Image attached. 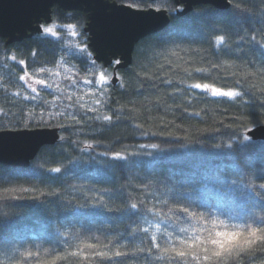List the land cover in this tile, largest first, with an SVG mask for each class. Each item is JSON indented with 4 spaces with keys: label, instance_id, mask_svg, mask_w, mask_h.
I'll return each mask as SVG.
<instances>
[{
    "label": "snow or ice",
    "instance_id": "snow-or-ice-1",
    "mask_svg": "<svg viewBox=\"0 0 264 264\" xmlns=\"http://www.w3.org/2000/svg\"><path fill=\"white\" fill-rule=\"evenodd\" d=\"M144 2L146 0L126 3L124 7L133 13L163 11L175 14V18L186 26V30L177 33L184 39L195 41L197 38L207 39L209 35L212 36L209 41L210 49L203 50L209 53L207 57L199 55V48L183 49L176 44L171 50V55L176 57L178 62L166 57V63L159 64V69L163 70L161 74H144V79L152 80L154 88L158 86L155 81L171 86L173 91L170 96L174 100L182 98L189 105L192 99L197 98L195 90H201L211 97L228 98L230 102L244 109L242 116L233 117L239 121V130L234 131L227 141L216 143L214 148L219 151L212 155L237 159L239 152L249 162L245 167H233L236 178L226 177L220 181L226 186V191L219 193L217 204L212 206L197 200L191 193L179 190L166 193L168 199L157 200L153 194L155 202L133 199L129 195V202L122 208L110 207L103 195L95 198L91 204L73 206L69 203L65 206V210L75 217L77 222L80 216H101L105 212H120L122 218L126 216L135 225L128 227L126 235L101 237L88 234L81 224L79 230L68 227L63 230L56 229L49 235L47 247L38 244L26 246L23 242L7 238L9 218L7 214H0V264H124V261L118 258L130 260L132 264H242L245 257H254L257 252H264V138H257L258 130L264 132V86H257L252 82V79L257 77L264 82V0H260L259 5L251 6H242L244 0H223L217 5V11L205 9L192 17H187L182 6H176L183 5L186 0H175V5L167 4L166 0H151L147 8L141 6ZM82 27L77 23L52 22L47 26L40 25L37 31L58 41L65 39L60 36L63 31L68 39L67 49L70 54L90 64L91 73L93 69H98V66L88 51L87 38ZM180 51H193L199 58L185 59L179 55ZM249 54L258 55V61L245 60L244 57ZM31 55L35 62L36 52L32 51ZM233 56L236 59H232ZM121 57L124 59L123 64ZM4 60H11L21 67L22 74L18 76V80L30 90L23 93L16 90L12 92V96L24 101L40 100L47 105L48 110L41 109L39 113V122L43 123L45 116L50 121L66 118L72 123L59 126L70 128L83 123L80 113H83L84 120L100 121L107 125H113L122 119L124 106L110 107L111 98L107 94V88H87L84 95L77 94L81 85H93V80L86 77H80L78 80L79 72L67 66L63 57L56 62L55 67L44 65L34 68L31 72L28 70L27 61L17 59L14 54H6ZM107 62L109 65L127 68L129 60L124 53L113 52ZM44 74L47 78H42ZM219 74L230 79L232 86L225 88L217 86L214 82H190L197 77L210 80ZM136 75L141 76L140 73ZM112 76L106 69L99 70L97 85H110ZM62 81L68 83L62 86ZM116 81L119 87H124L123 77L118 73ZM37 86H44L59 94H53L51 100H43ZM0 87L7 91L2 75ZM140 87L143 88L144 85L141 84ZM85 96H89L90 100L86 101ZM176 109L189 115H199L198 112L189 113L182 103L177 104ZM3 113L4 109L0 108V114ZM25 116L22 121L25 127L37 119L34 110L27 111ZM220 123L223 127V121ZM173 125L174 121H164L162 127L171 128ZM134 127L140 135L165 136L164 131L151 132L145 130L142 124H135ZM9 130H12L9 125L0 124V132L6 133ZM204 131L208 129L205 128ZM167 136L174 140L188 139L187 136L173 137L171 132H168ZM96 146L97 143L85 142L80 150L86 152ZM180 147L186 145L181 144ZM148 149L158 150L159 153L171 151L161 148L159 143H151L140 144L137 150L132 152L122 149L105 151L98 155L111 161L139 163L141 161H132L130 157H153L154 153L147 151ZM70 162L74 168L77 167L75 161ZM112 166L109 165L110 168ZM2 167L0 165V168ZM62 173H65L62 167L49 168L39 165L32 169L30 174L40 178L45 174ZM54 179L59 180L60 176H55ZM104 195L111 199L113 193L105 191ZM60 196L58 189L45 191L36 186L0 188V197L6 200H40L41 197L59 199ZM157 204L163 207H157ZM84 207H90L93 211H77ZM129 238L139 240V243L130 248ZM261 264H264V261Z\"/></svg>",
    "mask_w": 264,
    "mask_h": 264
},
{
    "label": "trees",
    "instance_id": "trees-1",
    "mask_svg": "<svg viewBox=\"0 0 264 264\" xmlns=\"http://www.w3.org/2000/svg\"><path fill=\"white\" fill-rule=\"evenodd\" d=\"M119 3H139L140 0H117ZM151 0L142 3V7L147 8ZM169 5H175L174 0H166ZM260 0H244L242 6L259 5ZM177 6V5H176ZM215 12L218 8L202 4L196 6L187 17H192L202 10ZM53 22L58 24L77 23L82 25V31L88 21V14L83 11H65L58 6L53 8ZM170 24L162 31L151 34L137 43L132 63L125 69L118 70L119 76L123 77L124 87L97 85L99 70L106 69L112 71V67H105L103 63L96 61L98 69H93L90 73V64L73 56L67 49L68 39L61 31L60 36L63 41H58L53 37H45L35 34L22 41L7 44L6 39L0 37V75L4 76V83L7 91L0 87V108L4 113L0 114V124L9 125L10 129H25L36 127H59L60 140L53 145H46L41 148L36 158L27 168L10 166L0 163V188L12 186L32 187L36 186L45 191L58 189L61 193L59 199L56 197H41L40 200L21 199L6 200L0 197V214H7L10 222L8 239L23 242L26 246L38 244L49 246L48 237L56 229L63 230L68 227L73 230L81 229L88 234L97 236H109L122 234L126 235L129 226L134 227L133 221L126 216L122 218L120 212H105L101 216H80L79 222L68 211L65 206L91 204L95 198L103 195L104 200L113 208H122L128 203V196L133 199H145L153 201V194L156 199H168L166 193L179 190L191 193L197 200L205 202L207 205H216L219 200V193L226 191V186L220 181L226 177L236 178L232 171L235 165L245 167L249 161L237 153L238 158L233 159L227 156H214V152L219 151L214 148L218 142L227 141L234 131L239 130V121L233 117H240L244 109L230 102L228 98H216L206 95L201 90H195L197 98L192 99L189 105L182 98L173 99L170 93L172 87L160 84L155 81L157 87H152V80H145L144 74L148 76L160 75L163 70L159 69V64L166 63L165 58L178 62L176 57L171 55V50L179 44L183 49H201L199 55L207 57L210 49L207 39L197 38L195 41L184 39L177 33L186 30L176 18L175 14H170ZM259 27V25H257ZM87 38V34L83 31ZM174 42V43H173ZM88 46V40H87ZM36 52L35 62L31 55ZM88 51H93L88 46ZM6 54H14L17 59L27 61L28 70L47 65L55 67L61 57L64 58L67 66L79 72L80 77L93 80V85H81L78 95H84L87 88L103 87L107 88L110 96V107L119 108L124 106L122 119L113 125H107L100 121L84 120L83 113H80L82 124L70 128H62L61 124H71L66 118L48 120L45 116L43 123L39 122L41 109L47 111V105L40 100L36 102L24 101L22 98H14L12 92L20 90L22 93L30 91L25 88L23 82L18 80L22 74L21 67L11 60H4ZM179 55L185 59L196 60L198 54L193 51H180ZM94 58V57H93ZM232 59H236L235 56ZM245 60L259 57L249 54ZM239 63V60L237 61ZM259 65L257 64V67ZM63 72V69H61ZM140 73L141 76L136 74ZM42 78H47L44 74ZM190 82H214L220 87H231L232 81L223 74L215 75L212 79H201ZM257 86H264L258 77L252 79ZM62 86L67 81H62ZM144 87L141 88L140 85ZM40 89V96L43 100H51L53 90L37 86ZM187 95V94H186ZM85 100H90L85 96ZM182 103L188 108L189 113H199V115H189L176 109V105ZM34 110L37 117L27 127L22 121L26 118L27 111ZM89 115H92L89 113ZM115 115V113H113ZM164 121L169 123L174 121L171 128L162 127ZM223 121L224 126H221ZM135 124H142L145 130L151 132L164 131L165 136L140 135L134 127ZM231 125V127H228ZM207 128L208 131H204ZM218 129V131H213ZM171 132L173 137H185L188 139L174 140L167 136ZM64 137L65 139H61ZM85 142L97 143L94 149L82 152L80 149ZM159 143L161 148L171 149L170 152L159 153L158 150L148 149L154 153L153 157L136 156L130 157L132 161L139 163H125L123 161H111L98 155L105 151H120L127 149L128 152L136 151L140 144ZM259 143V140H258ZM186 147H180V145ZM227 151V150H225ZM159 158H155V157ZM70 161H75L77 167H73ZM43 165L44 167H62L65 173L45 174L40 178L31 176V170ZM109 165H113L111 168ZM123 165V166H121ZM60 176L59 180L54 179ZM195 187V191H194ZM105 191L113 193L111 199L104 195ZM171 202V201H170ZM151 206V204L149 205ZM157 207H163L157 204ZM167 209L165 208V211ZM77 211L90 213V207L79 208ZM71 221V222H70ZM139 243V240L129 238V247ZM124 264H132L130 260L118 258ZM264 261V252H257L254 257H245L242 264H261Z\"/></svg>",
    "mask_w": 264,
    "mask_h": 264
},
{
    "label": "water",
    "instance_id": "water-1",
    "mask_svg": "<svg viewBox=\"0 0 264 264\" xmlns=\"http://www.w3.org/2000/svg\"><path fill=\"white\" fill-rule=\"evenodd\" d=\"M222 2L223 0H186L183 8L188 14L196 6L208 4L217 8ZM124 5L117 0H0V37L10 44L41 34L37 29L40 25L53 22L55 6L65 11H83L88 14V21L83 28L87 33L88 46L97 62L103 63L105 67H113L111 83L115 86L118 70L125 67L108 64L112 53H124L128 56L129 67L137 43L164 30L171 20L170 14L163 11L133 13ZM121 59L123 64L124 59ZM257 138H264V132L258 130ZM59 140V127L0 132V163L27 168L43 146L56 144Z\"/></svg>",
    "mask_w": 264,
    "mask_h": 264
},
{
    "label": "rangeland",
    "instance_id": "rangeland-1",
    "mask_svg": "<svg viewBox=\"0 0 264 264\" xmlns=\"http://www.w3.org/2000/svg\"><path fill=\"white\" fill-rule=\"evenodd\" d=\"M48 25H50V24H48ZM45 26H47V25H45ZM108 72L112 73V71H108ZM110 83H111V82H110ZM111 84H112V83H111ZM103 86H105V87H106V86H108V85H103Z\"/></svg>",
    "mask_w": 264,
    "mask_h": 264
},
{
    "label": "flooded vegetation",
    "instance_id": "flooded-vegetation-1",
    "mask_svg": "<svg viewBox=\"0 0 264 264\" xmlns=\"http://www.w3.org/2000/svg\"><path fill=\"white\" fill-rule=\"evenodd\" d=\"M177 6H179V5H177ZM180 6H182V7H183V5H180Z\"/></svg>",
    "mask_w": 264,
    "mask_h": 264
}]
</instances>
